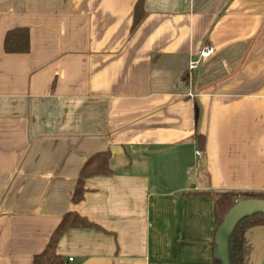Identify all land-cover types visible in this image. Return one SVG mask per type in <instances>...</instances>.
<instances>
[{"label":"crops","instance_id":"crops-1","mask_svg":"<svg viewBox=\"0 0 264 264\" xmlns=\"http://www.w3.org/2000/svg\"><path fill=\"white\" fill-rule=\"evenodd\" d=\"M140 1L0 0V264H33L70 211L102 229L62 237L70 264H212L216 200L264 191V0H143L134 30ZM244 253L264 264V227Z\"/></svg>","mask_w":264,"mask_h":264},{"label":"trees","instance_id":"trees-1","mask_svg":"<svg viewBox=\"0 0 264 264\" xmlns=\"http://www.w3.org/2000/svg\"><path fill=\"white\" fill-rule=\"evenodd\" d=\"M144 19V2L141 0L136 8V19L134 30ZM4 51L10 55L29 54L31 51L30 30L26 27L9 30L4 38ZM197 148L204 151L205 137L197 135ZM112 154L110 151L99 152L90 157L82 167L75 190L72 196V202L79 204L84 200L86 193V182L90 178L109 176L113 174L111 168ZM209 195L210 193H202ZM247 200H263L264 191H229L221 195L215 202V216L217 222V231L222 225L226 215L239 203ZM255 227H264V215L258 214L243 219L235 228L229 241V264H244V245L246 232ZM73 229H97L102 230L99 226L89 221L75 211L66 213L55 231L53 232L46 248L39 254L35 255L33 264H70L57 251L62 237ZM214 250L216 243L214 241ZM212 264H223L219 259L213 257Z\"/></svg>","mask_w":264,"mask_h":264},{"label":"water","instance_id":"water-1","mask_svg":"<svg viewBox=\"0 0 264 264\" xmlns=\"http://www.w3.org/2000/svg\"><path fill=\"white\" fill-rule=\"evenodd\" d=\"M264 215L263 200H247L239 202L225 217L219 227L215 243V257L223 264H229V241L236 226L245 218Z\"/></svg>","mask_w":264,"mask_h":264},{"label":"built area","instance_id":"built-area-1","mask_svg":"<svg viewBox=\"0 0 264 264\" xmlns=\"http://www.w3.org/2000/svg\"><path fill=\"white\" fill-rule=\"evenodd\" d=\"M215 53V49L213 47H205L199 54V59L197 61H192L189 64L188 67V74L190 76V78L193 75V72H195L199 66L205 62L206 60H208L210 57H212ZM195 155L198 159H200L202 157V152L200 150H196ZM73 261V259H69V262L71 263Z\"/></svg>","mask_w":264,"mask_h":264}]
</instances>
